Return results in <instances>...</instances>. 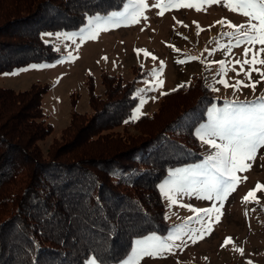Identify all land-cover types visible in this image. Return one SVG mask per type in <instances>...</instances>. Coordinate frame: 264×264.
Returning <instances> with one entry per match:
<instances>
[{
    "label": "trees",
    "instance_id": "trees-1",
    "mask_svg": "<svg viewBox=\"0 0 264 264\" xmlns=\"http://www.w3.org/2000/svg\"><path fill=\"white\" fill-rule=\"evenodd\" d=\"M124 3L0 0V74L55 60L59 53L43 32L77 29ZM132 71L126 79L101 70V93L89 74V110L78 112L79 93H71L69 122L46 151L39 141L53 131L42 106L48 83L0 86V264H85L91 256L114 264L133 239L167 231L158 184L170 169L201 157L195 129L221 100L197 78L133 119L137 81L146 71Z\"/></svg>",
    "mask_w": 264,
    "mask_h": 264
},
{
    "label": "rangeland",
    "instance_id": "rangeland-1",
    "mask_svg": "<svg viewBox=\"0 0 264 264\" xmlns=\"http://www.w3.org/2000/svg\"><path fill=\"white\" fill-rule=\"evenodd\" d=\"M167 2L145 0L147 7L142 8L134 0H125L120 9L105 15L88 16L77 29L43 32V40L59 53L58 58L3 72L0 74V86L19 90L34 82L48 83L49 89L42 98V106L53 131L39 141L42 150L46 151L50 142L59 136L61 129L69 122L71 93H79L75 105L78 112L89 110L85 84L89 74L95 77L96 91L101 93V70L121 74L126 79L133 76V66L140 65L146 71V75L137 81L138 101L132 110V118L156 111L164 93L201 78L221 101L207 108L205 120L195 129L201 157L195 162L170 169L158 184L169 228L164 233L151 232L133 239L127 256L114 264L129 260L133 264H264V147L254 153L253 160L245 161L250 168L235 173L238 180L223 200L198 199L197 195L191 193L174 194L172 198L176 200L175 204L169 199L173 187L171 181L177 175L174 170L207 166V158L215 154V149L205 144L196 134L198 128L209 123V110L214 108L219 114L225 109L264 103L260 100L264 97V78L260 75L264 72V64L258 62L264 60V51L256 52L264 48V45L245 43L239 47H227L230 39L226 33L236 31L228 24L246 25L248 18L239 11H231L223 0L211 4L203 3L202 0H181L174 7H166ZM189 3L193 7H187ZM137 11L142 14L138 15L136 23L131 20H123L119 25L111 22L112 13L122 19ZM94 27L100 29L95 38H86L92 35ZM245 47L252 48L247 59L251 60L256 54L255 65L243 64L246 59L243 55ZM145 52L149 55L146 56ZM236 60H240L241 64L235 63ZM219 61L225 62L226 71L223 74ZM253 67L259 71H251L249 78L248 72ZM221 80L228 86L220 83ZM159 81L163 82L162 85ZM153 82H156V87L149 88V83ZM117 130L121 131L122 126L117 127ZM129 130L136 132L132 127ZM217 142L220 143L219 140ZM257 184L261 185L259 190ZM250 191L254 192V196L246 201L244 197ZM188 205L196 209L215 208L217 211L212 213L209 221L203 213L190 210ZM176 236L180 238L175 239ZM146 237L154 238L148 243L162 241L170 250L137 258L133 250L141 246L136 241ZM170 237L173 239L170 240ZM92 258L89 257L85 264Z\"/></svg>",
    "mask_w": 264,
    "mask_h": 264
},
{
    "label": "snow or ice",
    "instance_id": "snow-or-ice-1",
    "mask_svg": "<svg viewBox=\"0 0 264 264\" xmlns=\"http://www.w3.org/2000/svg\"><path fill=\"white\" fill-rule=\"evenodd\" d=\"M164 0H160L163 3ZM181 0H168L166 7H174ZM203 3H221L222 0H202ZM225 6L233 12L239 11L244 17L248 18V23L242 25H234L229 23L228 26L236 29L234 32H228L226 35L230 39V43L227 46L231 48L233 46L239 47L241 44L264 45V0H223ZM134 3H138L142 8H146L147 4L145 0H134ZM159 6V4H157ZM187 7H193V4L189 3ZM142 12H132L122 19L117 18L116 13H112L113 24L119 25L123 20H131V22H138V15ZM161 15L163 12L160 13ZM222 23V21L220 22ZM100 31L98 27L92 29V35L86 38H95L96 34ZM45 35H52L51 33H45ZM252 51V48L245 47L243 55L246 57L243 64L257 63V56L254 54L251 60L247 59L248 53ZM264 51V48L257 49L256 52ZM145 55L149 53L145 52ZM155 59V57H153ZM71 59V55H69ZM107 59V58H105ZM183 62V61H179ZM260 64H264V60L258 61ZM221 65L222 74L226 71L224 68V61H219ZM235 63L241 64L240 60H236ZM243 71V68H241ZM251 71H259L254 67L248 72L249 78H251ZM155 70H153V76H155ZM260 75L264 78V72ZM148 83V82H146ZM162 85V81L158 82ZM220 83H224L227 87V83L223 80ZM239 83V82H238ZM156 87V82L149 83V88ZM254 87V85H253ZM175 91V89H173ZM167 94V93H165ZM264 101V97L260 98ZM144 101L141 103L143 104ZM137 108V112H139ZM209 123L202 125L196 130L197 136L211 148L215 149V154L210 155L207 160V166H197L196 169L188 170H174L177 174L171 181L172 188L169 193V199L173 204L176 200L172 196L176 193L184 194L191 193L197 195L198 199H207L218 201L223 200L231 190L234 188V184L238 178L235 173L237 171H244L250 168V165H246V160H253L254 153L258 151L260 147H264V103L252 104L248 107H240L233 109H225L218 114V110L210 109L208 112ZM138 117L133 116V119ZM220 141L218 143L217 141ZM170 175H172L170 173ZM257 190L261 188V185L257 184ZM203 193V195H200ZM254 192H249L244 199L247 201L249 197H253ZM187 207L190 210L203 213L205 217H208L211 221L212 213L217 211L215 208H203L196 209L190 205ZM199 219V217H196ZM192 219V218H189ZM179 239V236L174 237ZM195 239V236L192 237ZM200 238H203V233L200 234ZM153 237H146L144 240H137L136 244L140 245L138 249H134V253L137 258L144 256H152L154 252L161 250H170V247L162 241H156L155 243H148L153 240ZM170 240L173 237L169 238ZM230 239V238H229ZM227 243V241H226ZM242 251V250H241ZM99 258L93 257L87 264H96ZM100 264H103L101 261ZM122 264H133V261L129 260L122 262Z\"/></svg>",
    "mask_w": 264,
    "mask_h": 264
}]
</instances>
